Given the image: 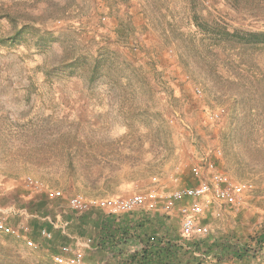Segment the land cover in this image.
<instances>
[{
    "label": "rangeland",
    "instance_id": "obj_1",
    "mask_svg": "<svg viewBox=\"0 0 264 264\" xmlns=\"http://www.w3.org/2000/svg\"><path fill=\"white\" fill-rule=\"evenodd\" d=\"M194 15L229 30H264V0H0L6 222L28 209L72 228L82 212L70 209L71 196L164 195L196 183L191 168L210 159L246 189L236 201H209L196 218L208 231L196 236L248 243L264 230V48L213 52L214 34L198 30ZM187 202L148 211L179 233L178 209ZM5 236L0 232V243ZM11 238L23 264H53ZM0 264L13 263L1 253ZM218 264H264V249L249 262Z\"/></svg>",
    "mask_w": 264,
    "mask_h": 264
},
{
    "label": "trees",
    "instance_id": "obj_2",
    "mask_svg": "<svg viewBox=\"0 0 264 264\" xmlns=\"http://www.w3.org/2000/svg\"><path fill=\"white\" fill-rule=\"evenodd\" d=\"M193 22L198 30L214 34L216 39L212 44L213 52H218L226 45L264 48V30L241 28L229 30L225 26L217 25L215 21H212L213 25L209 24L208 21L201 20L198 15L193 16ZM217 27L220 29L217 30ZM32 28L30 25L26 28H15L12 38L16 36L20 38L23 32ZM50 37L49 33V41H51ZM43 39L45 37H40L37 45H42L40 42ZM75 62L76 58L67 62L66 66H72ZM98 65L97 62L90 67L91 75L88 80L91 83L94 81V71ZM240 126L237 125L236 129ZM222 137L228 136L222 132ZM77 215V220L75 219L78 223L77 231L83 233V230L87 233L91 230L92 234L95 233L94 238L88 237L91 240V246L95 248L97 254L105 258V261L102 262L100 259L96 264H108L109 260H112V264H206L208 261L218 264L228 260L243 263L249 262L251 257L264 249V230L250 237V242L245 243L227 234L221 237L212 234L203 237H184L180 228L179 233L176 232L166 224L163 216L159 213H150L146 209L119 214L87 210ZM37 229L36 226V232ZM4 239L7 243H0V254L2 253L8 262L23 264V260L13 249L15 245L13 238L6 235ZM131 239L140 244L138 250L127 251L129 249H127V242Z\"/></svg>",
    "mask_w": 264,
    "mask_h": 264
},
{
    "label": "built area",
    "instance_id": "obj_3",
    "mask_svg": "<svg viewBox=\"0 0 264 264\" xmlns=\"http://www.w3.org/2000/svg\"><path fill=\"white\" fill-rule=\"evenodd\" d=\"M220 154V151H216ZM205 169V170H204ZM193 174L197 177V182L190 185H180L168 193L162 195L154 190L146 193H135L126 197L110 196L105 198H87L81 195L71 196L68 199V206L74 212L87 211L90 208H100L110 214H119L135 211L138 208L146 210H156L159 204L164 207H172L174 202L186 199L188 202L185 205L179 206L181 216L180 231L182 236L191 237L199 234H205L208 231L206 225L197 226L196 218L203 215L205 207L209 201L215 200L217 203H226L236 201L246 186L240 182H232L223 175L222 172L216 169L213 160H206L200 165L191 168ZM29 185L38 188L39 184L33 181L28 182ZM57 195L56 193H51ZM54 196V195H53ZM202 199L205 200L203 204ZM4 210H0V232L10 234L17 239H25V234L29 227L26 224H18L11 226L5 220ZM217 214H219L217 212ZM39 234L49 239L51 233L45 229H40ZM29 246L35 244L31 240H26ZM91 240L85 239L79 244L82 248L88 246ZM53 264H87L84 261V253L82 250L73 249L70 245H63L61 253L54 256Z\"/></svg>",
    "mask_w": 264,
    "mask_h": 264
},
{
    "label": "crops",
    "instance_id": "obj_4",
    "mask_svg": "<svg viewBox=\"0 0 264 264\" xmlns=\"http://www.w3.org/2000/svg\"><path fill=\"white\" fill-rule=\"evenodd\" d=\"M137 210H141V208H138ZM22 212H24L22 214H24L25 216H21L22 215L21 214L19 217H16L12 222L8 221L7 224L11 226H16L19 223L28 225L29 230L25 234V239L31 240L35 244V248L37 249V252L44 256L49 257V260L53 261L54 256L61 253V247L63 245H70L73 249H79L83 251L84 261L87 264H96L100 259H101L100 261L102 262L105 261V258L97 254L95 248L91 246V242L88 246H84L83 248L78 245L80 244L79 240L87 239L86 236H90V233L88 232L86 233V231L84 232L83 230H82L83 233L78 232L77 229L75 228L78 227L76 226L78 224L76 221L73 222L71 228L68 226L67 221L58 223L57 220H54L50 216L49 217L47 216L46 217L47 219H45L44 217L38 219L37 217L38 213L36 211L31 212L28 209H23ZM39 212L41 213V211ZM34 223H36V226L38 227L37 232ZM42 228L51 233V237L49 239H46L39 234V230ZM3 234L13 237L10 234H6V233ZM90 237L94 238L95 233L92 234V236ZM25 239L21 241L25 242ZM139 248H140V244L136 240L134 239L128 240L127 251H131V249L138 250ZM108 264H112V260H109Z\"/></svg>",
    "mask_w": 264,
    "mask_h": 264
}]
</instances>
